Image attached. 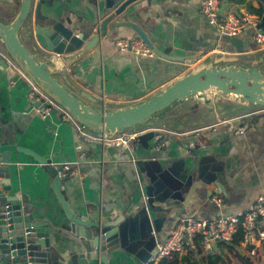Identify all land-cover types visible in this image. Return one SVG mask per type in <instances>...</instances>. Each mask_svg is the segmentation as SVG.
I'll return each instance as SVG.
<instances>
[{"label":"crops","instance_id":"1","mask_svg":"<svg viewBox=\"0 0 264 264\" xmlns=\"http://www.w3.org/2000/svg\"><path fill=\"white\" fill-rule=\"evenodd\" d=\"M117 1L31 0L18 32L36 61L47 63L52 76L90 106L116 110L136 105L188 72L206 67L255 66L264 72V50L256 48L252 30L237 36L242 44V52L237 53L230 43L232 37L219 34L201 16V0H136L114 19L138 24L165 53L194 56L188 64L117 50V38H135L134 31L125 26L102 37L72 70L38 45L35 27L61 22L77 33L90 31ZM15 6L17 0H0V21H11ZM257 7V0H220L223 13H254L250 9ZM0 54L7 57L1 41ZM1 59L0 55V120L7 129L3 138L41 158L37 161L24 152L11 151L4 179L12 212L20 213L23 220L30 215L35 224H42L31 230L41 235L47 247L38 250L42 256L33 264H104L83 257V238L77 230L83 232L89 226L75 224L76 231H72V221L52 187L65 164L70 170L59 177L61 188L66 206L77 219L105 223L120 216L122 220L123 244L108 249L105 264H148L178 217L237 214L264 194V105L211 88L203 98L175 102L134 127L137 135L127 148L106 146L81 134L79 123L62 117L61 111L44 114L33 108L29 99L34 97L35 84L12 59L6 64ZM240 127L244 132L235 133ZM81 152L85 154L82 159ZM147 200L154 209L137 219ZM166 260L264 264V241L244 246L241 235H236L231 243L214 242L210 250L198 244L196 252L175 253Z\"/></svg>","mask_w":264,"mask_h":264},{"label":"water","instance_id":"2","mask_svg":"<svg viewBox=\"0 0 264 264\" xmlns=\"http://www.w3.org/2000/svg\"><path fill=\"white\" fill-rule=\"evenodd\" d=\"M136 0H118L112 5V12L93 26L90 31L75 32L61 22L49 26H37L34 28V36L38 45L46 52L58 56L59 61L66 67L73 69L82 59L91 54L100 40L105 35H110L113 28L125 26L131 28L135 38L140 39L150 51L163 59L185 63H191L194 56H178L159 50L141 26L128 20H114L119 16L127 5ZM31 0H20L14 18L9 22L0 21V41L6 51L7 57L0 54L1 62L6 64L10 59L30 78L40 89V93L29 99L33 108L44 113V109L51 107L52 114L61 111L66 113L72 120L83 125L88 131L97 133L102 130L115 132L125 129H133L146 123L153 116L168 109L172 104L190 97L203 98L205 92L211 88L226 94L238 97L240 101L255 105H264V72L257 67L238 68L234 65L225 67H207L190 72L176 79L159 93L146 100L129 107L116 110H104L90 106L73 96L64 84L52 76L48 64L38 62L30 51L22 44L18 32L26 20L30 10ZM69 24V23H68ZM258 28L264 32V16L260 18ZM237 53L242 52L241 40L232 37L230 40ZM72 68V69H71ZM40 97V98H38ZM38 98V99H37ZM3 120H0V264H33L42 254L38 250H44L46 242L41 240V235L34 232L33 228L42 227L41 223L35 224L33 218L28 215L23 220L20 213L12 212L4 214L8 196H5L9 187L6 183V171L11 151L24 152L31 155L37 161H41L30 150H25L8 142L3 138L6 131ZM129 152L128 149H126ZM194 162L191 172H195ZM62 181L58 176L53 178L52 187L66 213L72 221L71 229L75 230V224L89 226L81 235L82 246L86 261L101 260L104 264L106 253L115 244H123V227L120 216L105 223L82 222L77 219L66 206V195L61 188ZM129 201V200H128ZM151 200H147L136 214L137 219L147 215V210H153ZM130 207V206H129ZM29 212V208H25ZM130 210V208H128ZM89 224V225H86ZM39 237V241L36 239ZM156 249V248H155ZM156 253V251H155Z\"/></svg>","mask_w":264,"mask_h":264},{"label":"built area","instance_id":"3","mask_svg":"<svg viewBox=\"0 0 264 264\" xmlns=\"http://www.w3.org/2000/svg\"><path fill=\"white\" fill-rule=\"evenodd\" d=\"M199 12L205 21L213 26L219 34L228 37H237L245 30H252L253 42L257 49L264 50V32L258 28L260 18L246 11H227L220 9V0H201ZM117 50L130 52L135 56H153L150 49L138 38H117L114 41ZM40 93V89L35 86L32 95ZM40 96H45L40 93ZM40 98V97H38ZM37 98V99H38ZM51 107L44 109V114L49 113ZM69 117L62 112V117ZM78 130L84 136H89L93 140L101 141L106 146L127 148L128 144L136 138L137 132L133 129L109 132L102 130L88 134V130L83 125H78ZM242 134L244 128L240 127L234 131ZM84 152L79 154V158H84ZM70 170V165L65 164L57 176H64ZM220 201V199H217ZM4 214L10 213V205H5ZM241 235V244L246 246L256 241H264V194H259L246 209L237 214L218 215L211 219H196L189 216L178 217L171 227L167 238L156 245V253L151 257L148 264H163V260L168 259L175 253L196 252L198 244L203 250H210L214 242L231 243L237 234ZM251 250V254H253Z\"/></svg>","mask_w":264,"mask_h":264},{"label":"trees","instance_id":"4","mask_svg":"<svg viewBox=\"0 0 264 264\" xmlns=\"http://www.w3.org/2000/svg\"><path fill=\"white\" fill-rule=\"evenodd\" d=\"M257 2H258V7L257 8H251L250 10H252L255 14H257V16L259 18H261L262 16H264V0H257ZM237 235H240V234L238 233ZM161 263H163V264H178V262L176 260H173V261L163 260ZM214 264H215V262H214Z\"/></svg>","mask_w":264,"mask_h":264},{"label":"rangeland","instance_id":"5","mask_svg":"<svg viewBox=\"0 0 264 264\" xmlns=\"http://www.w3.org/2000/svg\"><path fill=\"white\" fill-rule=\"evenodd\" d=\"M17 2H18V6H19L20 0H17ZM15 8L18 9V7H16V6H15ZM206 68H207V67H206ZM201 69H202V68H201ZM195 71H197V70H195ZM190 72H191V71H190ZM190 72H188V73H190ZM192 72H194V70H192ZM160 120H161V119H160Z\"/></svg>","mask_w":264,"mask_h":264}]
</instances>
